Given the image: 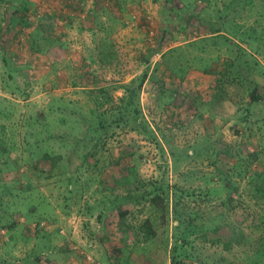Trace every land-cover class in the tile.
<instances>
[{"label": "rangeland", "instance_id": "1", "mask_svg": "<svg viewBox=\"0 0 264 264\" xmlns=\"http://www.w3.org/2000/svg\"><path fill=\"white\" fill-rule=\"evenodd\" d=\"M25 1L0 0V264H171L189 223L238 236L187 233L205 264H264V0ZM130 88L144 126L110 127L68 194L89 108Z\"/></svg>", "mask_w": 264, "mask_h": 264}, {"label": "trees", "instance_id": "2", "mask_svg": "<svg viewBox=\"0 0 264 264\" xmlns=\"http://www.w3.org/2000/svg\"><path fill=\"white\" fill-rule=\"evenodd\" d=\"M15 2L11 3V5L9 6L10 7V10H12L11 12H13L14 10L16 11H21L22 14L25 16L27 13H28V7H27V4H26V1L25 0H14ZM24 20V19H23ZM25 21V20H24ZM220 31L218 30H214L212 29L210 31V35H213V34H219ZM222 39V38H221ZM39 52V49H37ZM237 50L240 51L239 47H237ZM258 85L256 84V88ZM97 89V88H95ZM257 90V89H256ZM127 95L122 97L120 100H119V105L117 107H111L110 109L108 110H105V111H102V112H98L97 110V106L96 107H93V108H89L88 110V117H87V122L84 124L85 125V128L84 130L90 134L91 138L94 139L96 138V141H93L94 144L91 146V149L87 154L85 155H82L81 158L79 157H76L77 158V162L79 163L78 165H76L73 169V171H70L69 170H63L62 172H60L61 176L64 177L63 180L65 181L66 183V189L68 191V194H70L73 190V181H75V178L74 176L79 172V170H81L86 164V162H88V166L87 167H95L97 166V160L94 159L93 163L89 164V158H95V155H96V151H97V148H98V143H102L104 142L105 140L102 141L103 138L106 137L105 134H107L108 130L110 129V127H127V117H131L132 118V122L134 123V125L132 127H130L131 130H136L138 129L140 126H144L141 119H139V112L137 111V108L134 104V96H135V89L134 88H130L127 90ZM104 92V89H102V87L99 88V91L98 93H103ZM258 98L256 95H255V99ZM254 99V100H255ZM96 103H98V101H96ZM79 118L76 117V121H75V124L76 126H78L79 124ZM123 124V125H122ZM79 142H83V141H79ZM78 143V142H77ZM104 145V144H102ZM75 157L73 156L72 154L69 156V159L68 158V162H70L71 166H72V158ZM43 158L48 160L49 158L53 160H56L57 159L59 160L61 157L58 156V158H55V157H50V154L49 153H43ZM70 160V161H69ZM54 163V162H52ZM58 162H55L52 166H51V170L53 171H57V166H58ZM68 165V164H67ZM56 175V173H55ZM159 190V189H158ZM154 191V193L152 192V194H156V197L155 198H159L161 200V202H163L164 200H166V193L167 192H164L163 193V190H160V191ZM129 193V192H128ZM131 192L129 194V197L125 196L122 198L123 201L125 202H131L133 201V197L131 196ZM263 196H256V201H257V205H260V203H262L264 201V197L262 198ZM152 200H154L152 198ZM115 201H112L110 204H113ZM152 206L153 203H151ZM225 204V203H224ZM120 208V209H119ZM118 210V216L120 218H125L128 213H130V210L129 209H123L121 210V207L120 206H117V207H114V206H111L110 205V208L108 210ZM102 213H104L105 211H101ZM101 212H99L98 216L100 217L101 216ZM176 212V211H175ZM34 214V213H33ZM32 213H30L28 211L27 213V217L29 216H33ZM180 221V223H182V218L181 216H178L177 217ZM37 226L40 227V221L37 222ZM263 226V228H262ZM178 231L182 232L181 236L183 238H179L176 239V237L173 236V238H175V242L172 244V247L169 251V257H170V263L171 264H191L193 263V261L197 260L198 261V264H205L206 261H204V258L202 256L200 257H196L197 254L196 253H188L186 250H184L186 247H187V233H188V236L191 235V234H199L203 239H205L204 241H209V236L212 235V236H216V239H210L209 242L212 243V245H221L222 248L224 250H228L230 249L233 245H235L234 243L236 244H239V241L237 239V235L234 233L235 230H233L232 226H231V235L229 239H226V238H219V235L217 234L218 232H220L221 228L218 226L214 229H210L208 227H203V226H198L197 224H192V223H189V224H183L182 226H178L177 227ZM148 229V228H147ZM257 229H263V231H261V235H260V238H262L261 241H259V244H257V248L256 250L254 251V255L256 257H264V215L262 216V218L260 219L259 221V224L257 226ZM150 229H148V232H149ZM210 233V235H209ZM216 233V234H215ZM152 234V233H151ZM208 237V238H207ZM196 257V258H195ZM190 260H191V263H190ZM261 262L259 260H254L252 262V264H260ZM2 264H10L9 261H3ZM216 264V263H214Z\"/></svg>", "mask_w": 264, "mask_h": 264}, {"label": "built area", "instance_id": "3", "mask_svg": "<svg viewBox=\"0 0 264 264\" xmlns=\"http://www.w3.org/2000/svg\"><path fill=\"white\" fill-rule=\"evenodd\" d=\"M89 264H100V263H94V262H91V263H89Z\"/></svg>", "mask_w": 264, "mask_h": 264}, {"label": "crops", "instance_id": "4", "mask_svg": "<svg viewBox=\"0 0 264 264\" xmlns=\"http://www.w3.org/2000/svg\"><path fill=\"white\" fill-rule=\"evenodd\" d=\"M37 53V52H36ZM2 55V53H0Z\"/></svg>", "mask_w": 264, "mask_h": 264}]
</instances>
